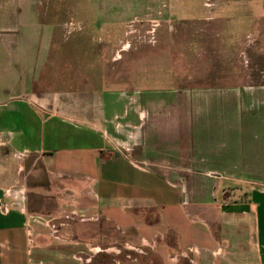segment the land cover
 <instances>
[{"label":"rangeland","instance_id":"obj_1","mask_svg":"<svg viewBox=\"0 0 264 264\" xmlns=\"http://www.w3.org/2000/svg\"><path fill=\"white\" fill-rule=\"evenodd\" d=\"M207 25L215 26L216 44L224 40L219 45H226L220 49L221 56H213L218 49L212 47L208 52L204 47L210 34L205 31ZM18 26L28 30L15 32L13 27ZM186 27L200 31H180ZM29 40L36 44L26 46ZM200 42L204 46L197 51ZM205 83L264 91V0H0L1 148L14 137L16 141L28 137L32 143H58L63 136L73 137L72 129L77 126L85 128L87 134L94 132L101 124L98 113L112 118L111 102L126 96L135 100L133 106L139 114L134 119L139 128L130 136L142 141L145 92L176 89L173 96H180L191 86ZM174 91L161 92L158 99L168 102ZM58 100L65 107H55ZM165 109L168 112L160 114L151 110V123L163 113L173 114ZM128 136L117 134L120 143L129 140ZM130 148L133 150L132 145ZM32 155L9 147L0 154V187L9 188L10 208L13 203L30 200L45 207L42 214H48L36 219L28 215V230L38 224L53 233L58 244L85 248L87 243L95 253L102 247L104 252L88 250L78 257L86 264L189 262L193 247H181L174 253L167 250L170 239L166 232L170 228L150 231L137 218L133 224L118 225L115 235L106 215L89 212V205L99 203L95 193L85 197L87 205L83 202L81 207L86 206V210H81L75 203L81 198L78 191L61 189L64 181L53 182L44 173L43 164L36 161L37 155ZM158 162L143 160L138 164L156 169ZM166 162L171 168L173 164L189 167L188 160H177L178 165L175 160ZM186 172L166 178L185 192L186 206L181 212L189 223L195 219L188 209L191 176ZM263 188L264 184L255 185V189ZM22 210L26 212L24 206ZM118 211L129 215L132 206L119 204ZM82 220L86 222L80 224ZM68 225L76 227L73 235ZM33 246L35 242L30 248ZM109 248L117 254L105 253Z\"/></svg>","mask_w":264,"mask_h":264},{"label":"crops","instance_id":"obj_2","mask_svg":"<svg viewBox=\"0 0 264 264\" xmlns=\"http://www.w3.org/2000/svg\"><path fill=\"white\" fill-rule=\"evenodd\" d=\"M13 28L15 32L28 30L22 26ZM212 28L215 26L207 25L205 31L210 32L207 45L198 43L197 51L204 46L209 52L213 47L218 49L213 56H221L220 49L226 45L219 46L224 42L222 39L215 43L217 36ZM180 31L200 30L186 27ZM33 44L36 41L25 42L26 46ZM45 44L49 46L50 42ZM170 91L149 89L145 92L147 96L142 99L141 107L142 141L130 136L134 128H139L134 126L139 114L135 113V100L126 96L111 102L112 118H107V113H98L101 124L94 132L87 134L85 128L77 126L72 129L73 137L63 136L58 143H32L26 135L27 138L16 141L14 137L6 140L0 151L9 147L37 155L36 161L43 164L44 173L53 182L62 179L61 189L78 191L76 195L81 198L75 203L83 211L86 206L82 208V203L87 205L85 197L95 193L99 203L89 205L91 211H88L106 215L115 235L118 225L133 224L138 218L150 231L154 227L170 228L166 233L170 239L167 250L171 253L181 247H193L185 264H264V188L255 189V185L264 184V91L205 83L200 87L191 86L180 92V96H173L174 91L169 95L173 99L161 103L159 94ZM54 105L65 107L61 100ZM166 107L173 114L163 113L157 122L151 123L150 111L168 112ZM117 134H129V140L122 144ZM143 160L159 162L156 169H149L139 166ZM171 160L174 163L188 160L189 167L173 164L171 168L166 162ZM186 171L191 176L188 209L195 219L189 223L181 212L186 206L185 192L174 180L166 178L185 175ZM197 177L206 179L199 181ZM9 197V188L0 187V200L10 204ZM122 203L132 206V211L127 212L129 215L118 211ZM13 204L8 214L0 212V264H86V260L78 257L88 250L94 254L104 252L101 245V250L95 253L86 247L87 243L85 248L71 243L58 244L52 239L53 233L38 224L32 229L35 246L30 248L28 215L34 218L48 214H42L45 207L30 200ZM67 228L73 235L76 227L68 225ZM114 252L117 254L116 249L109 248L105 253ZM165 261L160 262L172 264Z\"/></svg>","mask_w":264,"mask_h":264},{"label":"built area","instance_id":"obj_3","mask_svg":"<svg viewBox=\"0 0 264 264\" xmlns=\"http://www.w3.org/2000/svg\"><path fill=\"white\" fill-rule=\"evenodd\" d=\"M11 205L8 203L3 202L2 200H0V212L4 215L8 214L11 210ZM34 234L32 229L29 226V230H28V244L30 246V244L34 243Z\"/></svg>","mask_w":264,"mask_h":264},{"label":"bare ground","instance_id":"obj_4","mask_svg":"<svg viewBox=\"0 0 264 264\" xmlns=\"http://www.w3.org/2000/svg\"><path fill=\"white\" fill-rule=\"evenodd\" d=\"M183 253V252H182Z\"/></svg>","mask_w":264,"mask_h":264}]
</instances>
